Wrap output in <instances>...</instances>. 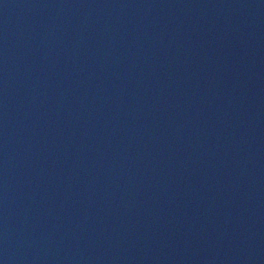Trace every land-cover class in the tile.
Instances as JSON below:
<instances>
[{"label":"water","instance_id":"95a60500","mask_svg":"<svg viewBox=\"0 0 264 264\" xmlns=\"http://www.w3.org/2000/svg\"><path fill=\"white\" fill-rule=\"evenodd\" d=\"M0 264H264V0H0Z\"/></svg>","mask_w":264,"mask_h":264}]
</instances>
